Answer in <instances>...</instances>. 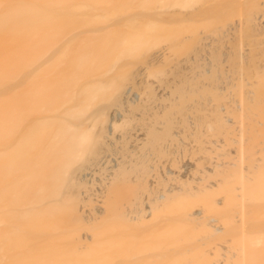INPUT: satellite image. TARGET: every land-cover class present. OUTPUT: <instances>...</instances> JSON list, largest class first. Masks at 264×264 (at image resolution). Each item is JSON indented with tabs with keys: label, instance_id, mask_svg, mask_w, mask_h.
<instances>
[{
	"label": "bare ground",
	"instance_id": "obj_1",
	"mask_svg": "<svg viewBox=\"0 0 264 264\" xmlns=\"http://www.w3.org/2000/svg\"><path fill=\"white\" fill-rule=\"evenodd\" d=\"M201 1L0 0V264H153L151 235H142L140 227L150 214L156 219L161 205L174 215L164 233L170 247L189 230L178 222L181 214L189 224L195 221L189 232L199 238L206 237L200 232L207 226L224 231L215 216L221 203L237 207L222 220L239 223L232 246L215 251L235 264H251L256 252L264 254V231L252 237L245 229L249 188H264V171L256 183L246 172L253 163L245 164L257 145L248 141L251 130L245 126L254 122L250 113L260 90L250 87L245 34L248 24L250 42L264 46L256 38L264 14L249 24L239 0L228 29L205 23L209 29L201 35L196 25L184 30L190 23L177 34L171 29L170 37V18L163 12L178 8L181 16L197 19ZM227 33L235 43L231 53ZM229 58L232 72L223 64ZM262 61L256 63L257 77ZM224 133L237 152L229 163L235 168L215 163V175H222L218 189L192 187L182 197L178 187L150 182L153 159L178 160L185 139L196 143L197 152H215L220 136H212ZM257 151L249 161L264 159ZM251 179L263 188L249 187ZM201 199L205 207L218 206L217 213L211 216L213 209L203 206L193 210ZM205 211L209 223L219 222L204 220L195 231ZM188 234L187 240L193 238ZM199 246L202 253L205 247ZM195 257L190 264L199 263Z\"/></svg>",
	"mask_w": 264,
	"mask_h": 264
},
{
	"label": "rangeland",
	"instance_id": "obj_2",
	"mask_svg": "<svg viewBox=\"0 0 264 264\" xmlns=\"http://www.w3.org/2000/svg\"><path fill=\"white\" fill-rule=\"evenodd\" d=\"M200 3L198 6L199 10H197V11H198V13L200 11L201 17H198L197 19H190V18H188V16H181V15H183L182 10L178 9V8L169 9V10L166 9V11L163 12L164 15H166V16H168V18H170L169 19L170 21H168L169 25L167 27V30L169 31L168 35H170V37H174V34L170 33L171 29L176 30L175 33L177 34V32L179 30H183L185 28V26L190 24V23L191 24L187 28H185L184 30L189 29V32H190L191 28H193L194 25H196L197 28L199 29V32L201 33V32H206V30L209 29V27L205 26V23H209V24L211 23L212 27H215L217 25L224 26L223 28L226 30L230 27L231 22L234 19H236V15H237L236 10H237V7L239 6V0H203ZM241 4H242V7L244 8V12H243L244 16L246 18H249L248 19L249 24H251L253 22L252 17L258 16L259 14H264V0H242ZM203 7H205L206 9L205 10L202 9V11H201L200 8H203ZM197 11H196V14H197ZM196 14H194L195 18L197 16H199V15L196 16ZM262 20H263V23H262L261 27L264 29V26H263L264 25V15L262 17ZM247 28L248 29L246 30V34H245V37H246V39H245L246 40V46L245 47L247 48V51H246V53H247V60H246L247 65H246V67H247L248 76H249L250 81H251L250 87L251 88L256 87V88H259L260 90H256L257 93L255 95L253 94L257 98L254 101V103H256V104H254V106L252 107V110H251L252 114L250 113V115H251L250 117L252 119H254V122H253V120H251V123L248 121V123L245 126V131L248 132L251 130L250 131L251 134L248 133L249 134L248 137L251 139L249 140V138L247 137L248 141L253 145L257 144L254 148L251 146L249 151L251 149L257 151L259 148H261L264 145V143H263L264 138L262 140L260 138V140L262 141V144L260 143L261 141L258 140L259 137L262 136V134H263L262 137H264V133H262V134L260 133V132H264V68H263L262 74H260L259 77H257V75L254 72L256 70V68H255L256 63H260V64L263 63L262 60H264V56H263L264 54L259 55V53H261L262 51L264 53V50H262V47H264V46H262L263 43L261 42L262 43L261 47L258 48L256 44L250 42V36L251 35H250L249 30H251V29H249L248 24H247ZM262 28H261V30H262ZM261 30L257 31V33H259V34L261 33V34L256 35V38H261V39L263 38V41H264V35L262 34L263 30L262 31ZM201 35H203V33H201ZM227 35L229 36L228 38H227ZM227 35H226V38L228 41L226 40L227 43L226 42L225 43H226L228 51L231 53L232 50H234L235 43L233 42L231 35H229L228 33H227ZM259 41H260V39H259ZM223 45L225 46V44H223ZM224 48H226V47H224ZM232 59L229 58V60L227 59L225 61V63H223L224 68L227 67L226 69L228 71L231 69V71H229V72H232L234 70V60H232ZM262 65H264V64H262ZM253 82H255V84ZM253 112L255 113V115L253 114ZM231 115H232V118H234L233 117V116H235L234 113L229 114V116H231ZM255 118H257V119L255 120ZM259 118L261 119V121L263 120L262 121L263 124L262 123L258 124ZM260 119H259V122H260ZM233 124H231V125H233ZM248 125L250 128L248 127ZM233 126H230L229 129L232 127V129L234 131ZM255 129L258 132H256ZM232 132L230 133V131H228V133L230 135H232ZM228 133H227V135H225V133L220 134V135L215 134V135H217V137L215 135H213L212 137H213V139L216 140L220 136L219 139L220 140L222 139L223 142L220 141L219 139L217 140V142L221 146L229 143L228 147H224V148H226V149L228 148L229 153H231V154L227 153L228 150L226 152L224 151L225 152L224 153L223 152V149H224L223 146L222 147L219 146L220 147L219 149H222V150L217 149V147H218L217 142L214 143V145L216 144V146H215L216 150L222 151L220 155L222 156L223 154H225L224 156H222V157L218 156L219 155L218 153H220V152H218V153H216L217 151L213 152L214 150H206L205 151V150L200 149L199 151H202V153L199 151L197 152V151H195V148H194L196 143H192L191 140L189 139V141L191 142L190 143L188 141V139H185V142L183 143V147L180 148V150H182V156L178 160L175 161L170 157L153 159L152 164H153L154 170L149 176L150 182H152V184L154 186L162 187V188L178 187L176 189V191H177V193L182 195V197L185 196L186 189L192 188V187L193 188L196 187V189H200L204 185H208L211 188H214V189L217 188L218 189L217 185L215 186V184L217 183V179H218L217 175H218V177H220L222 175L219 176V173H217V175H215L216 174L215 173V166H216L215 163L216 162H225V163L228 162L227 166L229 165V168H230L232 166L229 163L234 162V159H233L234 151L237 152V148L234 146V145H236V143L233 140H231V141L229 140V139H231L230 138L231 136L228 137L229 136ZM247 138H246V141H247ZM257 141L259 142L260 145H262L261 147H258L260 145L258 144ZM249 142H247L245 144L250 146L251 144H249ZM232 143H235V144H232ZM190 144H192L193 147ZM204 144L206 145V143H204ZM204 144H203V146H204ZM210 144H211V147L215 149L214 145H212L213 143H210ZM200 146H202V144ZM206 146H209V144ZM248 146H245L246 151H247ZM257 147H258V149H257ZM189 148L190 149L192 148L191 152H190ZM253 150H251L250 152L249 151L247 152V153H249L248 156L251 154V152H253ZM261 150L262 149H259V151H257V153L259 154V152H261L264 156V153ZM263 150H264V148H263ZM207 151H209V152L207 153ZM203 152H206L207 154L203 153ZM257 153L256 154L254 153L252 155L258 156ZM208 154H210V155H208ZM259 155H260V157L262 156L261 154H259ZM248 156L246 157L247 161L245 160L246 161L245 164H249V163L254 164L255 163L256 168H254V165L252 164V165H250L251 167L247 166L248 168L250 167V169H247L246 172L250 176L253 175L254 179L256 180V178L258 177V174L260 175L262 173V172L260 173L259 170L264 171V169H263L264 167L262 168L260 166V164H262L261 162L264 163V159L260 158V160H257L259 158V156L257 158L253 157L256 162H251L252 159L249 161ZM249 158H252V157L249 156ZM254 159H253V161H254ZM263 166H264V164H263ZM232 168H235V166H233ZM232 168H230V169H232ZM170 170H172L173 172H170ZM201 170H203L204 173H202ZM173 176H176L178 178L179 182H176L175 180L170 179ZM263 176H264V174H263ZM253 177H251V178H253ZM261 177H262V175H261ZM262 179L264 180V178H262ZM252 181H254V180L251 179V183H253V185H251L249 183V187L254 186V188H256L257 181L261 182V179H260V177L257 178L256 183H255L256 185H254L255 181L254 182H252ZM262 183H264V181ZM260 185L257 186L258 189L263 188L262 187L263 185L262 184H260ZM214 189H212V190H214ZM260 190L261 189H259L258 191H256L255 189L253 190V187L249 188V191L251 194V201L248 202L247 207H246L247 221L245 224V229L248 233H251L252 237H257L258 235L261 234V232L264 231V200H260L261 199L260 197L264 198V193H263L264 188H263V190H261L262 192ZM170 195L171 194L169 193L167 199L169 198ZM259 195H260V197H259ZM219 198H220V196H219ZM199 200H198V202H199ZM201 200L202 201H200L201 203L199 202V204H202V205H199L198 203H196L197 205L193 208V210L199 209L202 206H203V208L205 207L204 203L206 204L207 201L205 199H201ZM203 201H204V203H203ZM224 204L225 203H223V205ZM210 205H209L210 207H208V206L205 207L206 211H207V208H211L209 210H212L215 207H218V206L221 207L222 204L221 203L217 204L218 206H215V207L212 204H210ZM226 205H229L228 201H227ZM187 206H191V205H187ZM219 207L217 208V209H219V213H217V211H215L214 209L212 210V212L209 211L208 213H212V214H210L211 216H213L214 215L213 213H215V212L218 214L215 216H218V218H220V220H219L220 222L218 221L220 223V225L225 226L223 229L224 231L219 232V231L215 230L213 232L211 231L212 232L211 233L210 230H208V229L214 230L215 228H212V226H210V225H212L213 223L217 224L218 222L214 221V222H212V224L209 223V221H210L209 217L210 216L205 211V215L207 217L202 218L201 215H199V223L201 225V223L204 222V220H206L210 224L209 225L210 227L208 228V226H207V228H206L203 226V224L201 226H199V225L194 226V228L196 227L195 231H197V227H199L200 230L203 229V227H204L205 231L204 230L203 231L205 234L203 233V231H201L202 233L200 232V230L198 231V232H200L201 235L206 236L205 238L203 236H201L203 238V240H202L201 237L199 238V236H197V234L199 235V233L194 234V232H192L193 230L190 231L193 234L189 232L190 229H193L192 225H194L193 223H195V221H193L192 224H189V222H192V220L184 217V215L181 214L178 222L182 223L183 229H184V227L185 228L187 227L186 230L189 229L188 231H186L187 233H183V234H185V236H186V234L189 233L188 234L189 236H187V238L192 237L191 236V234H192L193 238H190L189 240H187L186 237L183 235V236H181V237H184L183 239L179 237L180 240L177 241L173 246L171 245V247H170V246H168L169 242L167 240V237L164 235V233L169 231L171 224L174 223V215L168 211H165L162 205L159 206L155 210L156 219H154L152 214H150L149 218H148L149 219L148 223L146 225H143L140 227L142 235H145L146 233L148 235H151L150 243H151V246L154 247V253L150 255V259L153 261V264H176V263H178V264H188L189 263L190 264L191 260L196 258L195 256H198L199 259L201 257L202 260L200 259V261H203V264L205 263L206 260L208 261L207 263H212V264H233V263L235 264L236 261L234 260L235 262H233L232 257H229V256L225 257V255H223V253L228 248H230L232 246L231 241H234L233 238L236 235L237 224L239 222L235 221L234 224H231V225L226 224V222H224L225 221L224 218L226 215L228 216L231 213L235 215L237 212V207H235V206L230 207V205L227 208L225 206H222L221 208H219ZM220 210H222L224 213L222 211L220 213ZM226 212H227V214H226ZM183 213H184V211H183ZM207 218H208V220H207ZM200 219H201V221H200ZM222 219H224V221ZM228 222H229V220H228ZM205 224L207 225V223H205ZM183 229H182V231H183ZM207 230L209 231L208 234H206ZM83 232H90V231L84 230ZM210 233L212 234V236L210 235ZM213 233L214 234L217 233L216 234L217 238H214L216 236H214ZM195 236H196V238H195ZM207 237L210 239V242H209V239ZM212 237L215 240H213ZM194 238L196 240H193ZM198 238L200 239V241ZM206 238H207V240H206ZM184 239H186V241H188V242H185ZM211 239H212V241H211ZM87 241H89V240L87 239ZM198 246H199V248L205 247L203 249V251H201L202 249L200 250V252H202V253L198 252V250H199ZM187 248L191 249V250L187 251L188 250ZM216 249H217V251L219 250L220 252H223V253H221V256H223V257L220 256V252L218 253L217 251H215ZM193 250H195L194 252L196 254L193 253ZM185 252H188V254ZM205 253L208 255V257L210 256L211 260L209 258L206 259V255H204ZM193 254L195 256H192V257H194L192 259V257L189 255H193ZM260 254H261V252H256L254 254V258L252 259L251 264H264V254H262V255H260ZM228 255H230V254H228ZM204 256H205V258H204ZM216 257L218 259H216ZM228 257H229V259L227 260ZM260 257H262V258H260ZM230 259L232 262L229 261ZM195 260L192 261L194 263H191V264H195ZM196 261H198V259ZM200 261H199V263H196V264H200Z\"/></svg>",
	"mask_w": 264,
	"mask_h": 264
}]
</instances>
